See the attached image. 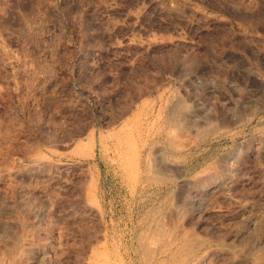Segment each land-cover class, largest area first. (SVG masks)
<instances>
[{"label":"rangeland","instance_id":"rangeland-1","mask_svg":"<svg viewBox=\"0 0 264 264\" xmlns=\"http://www.w3.org/2000/svg\"><path fill=\"white\" fill-rule=\"evenodd\" d=\"M185 236L264 264V0H0V264H182Z\"/></svg>","mask_w":264,"mask_h":264},{"label":"bare ground","instance_id":"bare-ground-1","mask_svg":"<svg viewBox=\"0 0 264 264\" xmlns=\"http://www.w3.org/2000/svg\"><path fill=\"white\" fill-rule=\"evenodd\" d=\"M11 63V62H10ZM9 63V64H10ZM30 71V70H29ZM25 73V72H24ZM35 88V87H34ZM161 155V154H160ZM159 155V156H160ZM29 161H28V163L26 164V166L29 168V169H43V167H49V166H53L54 164H55V162H54V164L49 160V159H47L46 157H44L43 155H40V154H38L37 156H34V158H30V159H28ZM225 163V162H224ZM53 164V165H52ZM152 164V163H151ZM177 164V163H176ZM179 165V164H178ZM182 165V164H181ZM167 166V165H166ZM226 167V166H225ZM26 168V167H25ZM25 168H22V170H18V171H24V170H26ZM153 168V167H152ZM180 168V167H179ZM233 168V167H232ZM226 169H228V167H226ZM152 173V172H151ZM160 174H161V172H160ZM160 174H158V175H160ZM221 174V173H220ZM151 175V174H150ZM153 175H154V172H153ZM210 175H212V174H210ZM209 172H208V174H207V176H208V180L207 179H204V180H207V181H209ZM147 176H148V174H147ZM146 176V177H147ZM205 176V175H204ZM207 176H205V177H207ZM213 176H215V175H213ZM212 176V177H213ZM217 176V175H216ZM154 177V176H153ZM156 177V176H155ZM154 177V178H155ZM153 178V179H154ZM157 178H160V177H157ZM202 178V177H201ZM200 178V179H201ZM162 179H163V177H162ZM149 180V179H148ZM147 180V181H148ZM163 180H165V179H163ZM213 180H214V177H213ZM153 181V180H152ZM193 182H192V184L191 183H189V185H192V191L194 192V194L195 195H202V193L203 192H205L204 191V187L205 186H203L202 187V180H201V184H200V180L197 178V179H195V181L194 180H192ZM216 181V180H215ZM155 182V181H154ZM188 182V181H187ZM187 182H185V183H187ZM205 182V181H204ZM160 183V182H159ZM165 183V182H164ZM208 184V183H207ZM207 186V185H206ZM187 188H188V185L186 186ZM186 187H185V189H186ZM188 190V189H187ZM190 190V189H189ZM182 192V191H181ZM207 192V191H206ZM190 193V192H189ZM192 193V192H191ZM193 195V194H192ZM193 197H194V195H193ZM196 198H197V196H196ZM202 200V199H201ZM163 213V212H162ZM162 220V219H161ZM162 224H163V222H161ZM160 223V224H161ZM175 224V223H174ZM172 225V224H171ZM161 226V225H160ZM163 227H164V225H163ZM262 227V226H261ZM166 228H168V226L166 227ZM183 228V227H182ZM157 229H159V228H157ZM161 229V228H160ZM159 229V230H160ZM170 229V228H169ZM181 229V228H180ZM158 230V231H159ZM161 231V230H160ZM165 230L163 229V232H164ZM177 231V230H176ZM180 231H182V230H180ZM180 231L178 232V234L180 233ZM162 232V231H161ZM167 232V231H166ZM196 232V231H195ZM182 233H185V232H182ZM188 233V232H187ZM186 233V234H187ZM194 233V232H193ZM140 234V233H139ZM161 234V233H160ZM166 235V234H165ZM175 235H176V232H175ZM182 235V234H181ZM161 237L163 236L162 234L160 235ZM173 236V238H175L174 237V234L172 235ZM171 236V237H172ZM182 236H184V234L182 235ZM188 236V235H187ZM190 236V235H189ZM193 236H195V233H194V235ZM150 237H151V235H150ZM165 237V236H164ZM163 237V238H164ZM180 237V236H179ZM178 237V238H179ZM196 237H198V235L196 236ZM195 237V238H196ZM201 237V236H200ZM185 238H186V236L183 238L184 239V241H183V243L185 242V244H183V247L181 248L180 247V250H181V254L178 256V258L177 259H179V262L181 261L182 262V264H204L205 262H206V260H207V253H206V251H205V248H206V244L204 245L205 246V248H204V250L203 249H201V250H199V245L200 244H204L203 242H204V240L202 241V243H200L199 245H198V240H196V241H198L197 242V246H195L194 244H195V242H194V244H193V242H189V240L191 239V238H194V237H191L190 239H186V241H185ZM167 239V238H166ZM197 239V238H196ZM200 239V238H199ZM173 240V239H172ZM172 240H168L167 241V244H169V242L171 243V241ZM177 239L175 238V241H176ZM181 240H182V238H181ZM188 240V241H187ZM192 240V239H191ZM195 240V239H194ZM202 240V239H201ZM206 240V239H205ZM256 240V239H255ZM254 240V241H255ZM55 242V241H54ZM177 242V241H176ZM206 242V241H205ZM46 244V243H45ZM55 244V243H54ZM163 244H166V242H164ZM166 244V245H167ZM172 244V243H171ZM176 245H177V243H176ZM176 245H174V246H176ZM180 245V244H179ZM182 245V244H181ZM231 245V244H230ZM42 246V245H41ZM163 246V245H162ZM168 246V245H167ZM201 246V245H200ZM250 246V245H249ZM160 247V246H159ZM169 247V246H168ZM168 247L166 248V246H165V248L166 249H168ZM208 247V246H207ZM118 248V247H117ZM172 248V247H171ZM177 248H179V247H177ZM209 248V247H208ZM161 249H163V247L161 248ZM207 249V248H206ZM214 249V248H213ZM40 250H41V248H40ZM155 250H156V247H155ZM154 250V251H155ZM209 250V249H208ZM39 251V250H38ZM144 251V250H143ZM166 251V250H165ZM264 251V250H263ZM149 252V251H148ZM174 252V251H173ZM172 252V253H173ZM213 252V251H212ZM98 253V252H97ZM104 253H105V251H104ZM170 253H171V251H170ZM170 253H168L167 255H169ZM171 253V254H172ZM230 253V252H229ZM152 254V253H151ZM151 254L149 255V256H151ZM162 254V253H161ZM160 254V255H161ZM261 254V253H260ZM259 254V255H260ZM263 254V253H262ZM100 255V254H99ZM167 255H166V257H167ZM100 256H102V254L100 255ZM154 256V255H153ZM152 256V257H153ZM122 257V256H121ZM157 257L158 258H160L158 255H157ZM172 257V256H171ZM175 257V256H174ZM256 257V256H255ZM261 257L263 258V256L262 255H260V258H259V260L261 259ZM118 259V258H117ZM152 259V258H151ZM161 259V258H160ZM257 259H258V257H257ZM2 260V259H1ZM104 260V259H103ZM111 260H113V259H111ZM119 260V259H118ZM149 259H147V261H148ZM162 260H164V258L162 259ZM161 260V261H162ZM165 260H166V258H165ZM174 260V259H173ZM209 260V259H208ZM262 260V259H261ZM105 261V260H104ZM146 261V260H145ZM147 261H146V263H147ZM159 261V260H158ZM168 261V264H170V262H169V260H167ZM172 261V260H171ZM178 261V260H177ZM112 262V261H111ZM117 261H115V263H116ZM120 262V261H119ZM121 262H122V260H121ZM120 262V263H121ZM125 262V261H124ZM149 262H151V261H149ZM211 262H212V260H211ZM0 263H1V261H0ZM120 263H118V264H120ZM154 263H155V261H154ZM172 263H173V261H172ZM175 263V262H174ZM173 263V264H174ZM91 264V263H90ZM105 264V263H104ZM122 264V263H121ZM151 264V263H150ZM163 264H165V263H163ZM179 264V263H178Z\"/></svg>","mask_w":264,"mask_h":264}]
</instances>
